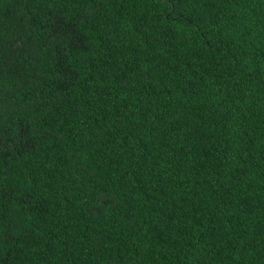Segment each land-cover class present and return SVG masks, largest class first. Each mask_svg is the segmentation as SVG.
Here are the masks:
<instances>
[{
    "label": "trees",
    "instance_id": "trees-1",
    "mask_svg": "<svg viewBox=\"0 0 264 264\" xmlns=\"http://www.w3.org/2000/svg\"><path fill=\"white\" fill-rule=\"evenodd\" d=\"M169 9L0 0V264H264V0Z\"/></svg>",
    "mask_w": 264,
    "mask_h": 264
},
{
    "label": "snow or ice",
    "instance_id": "snow-or-ice-1",
    "mask_svg": "<svg viewBox=\"0 0 264 264\" xmlns=\"http://www.w3.org/2000/svg\"><path fill=\"white\" fill-rule=\"evenodd\" d=\"M180 0H160L161 4L170 5L168 14L171 15L175 11V5L179 3ZM59 39L58 35L53 36V40Z\"/></svg>",
    "mask_w": 264,
    "mask_h": 264
}]
</instances>
